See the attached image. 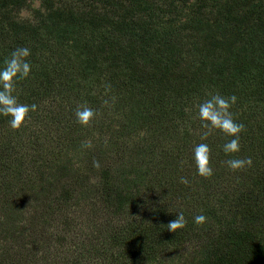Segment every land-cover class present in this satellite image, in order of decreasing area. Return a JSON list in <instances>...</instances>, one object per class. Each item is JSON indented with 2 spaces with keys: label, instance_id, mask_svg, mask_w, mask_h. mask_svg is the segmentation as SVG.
<instances>
[{
  "label": "trees",
  "instance_id": "trees-1",
  "mask_svg": "<svg viewBox=\"0 0 264 264\" xmlns=\"http://www.w3.org/2000/svg\"><path fill=\"white\" fill-rule=\"evenodd\" d=\"M40 1L30 19L31 0H0V68L29 48L14 95L38 106L17 130L0 115V264H159L189 244L197 264H264V0ZM217 92L237 97L245 126L231 156L232 137L201 140L198 105ZM85 103L88 126L74 115ZM202 142L210 178L194 162ZM179 212L187 226L168 231ZM74 216L101 226L70 243L58 227Z\"/></svg>",
  "mask_w": 264,
  "mask_h": 264
},
{
  "label": "clouds",
  "instance_id": "clouds-1",
  "mask_svg": "<svg viewBox=\"0 0 264 264\" xmlns=\"http://www.w3.org/2000/svg\"><path fill=\"white\" fill-rule=\"evenodd\" d=\"M30 55L31 50L29 48L18 46L10 53L9 57L5 58L4 66L0 68V115L10 117L9 126L13 130L19 129L27 119H30V113L38 110L35 103H20L17 96L14 95L18 81L27 79L31 73V64L28 62ZM105 91L106 93L111 91L110 84L105 85ZM236 101L235 95L224 96L217 92L198 105V118L201 121V128L204 130L201 134V140L206 141L216 130L232 137L222 148L228 156L240 151V134L245 130L244 124L238 123L230 110ZM108 103V100L104 101L105 105ZM74 115L77 123L88 126L95 119L97 110L86 103L78 104ZM81 147L91 149L93 144L90 140L83 141ZM193 151L197 174L204 178H210L213 175L210 146L202 142L196 145ZM224 163L233 172L252 166L250 157L230 158ZM93 167L97 169L100 167L98 160H93ZM180 183L187 185L189 180L186 177H181ZM206 219V216L201 214L195 216L193 222L197 225H203ZM187 223L183 212H179L175 219L168 222L166 227L168 231L175 233L178 229L185 228Z\"/></svg>",
  "mask_w": 264,
  "mask_h": 264
},
{
  "label": "rangeland",
  "instance_id": "rangeland-1",
  "mask_svg": "<svg viewBox=\"0 0 264 264\" xmlns=\"http://www.w3.org/2000/svg\"><path fill=\"white\" fill-rule=\"evenodd\" d=\"M40 0H31V8H24L22 9L19 14L20 17L23 18H32V9H38L40 7ZM48 110H53L56 104L50 102L48 105H44ZM80 149L82 148L80 145ZM71 224L66 227L63 224H60L58 227V231H62L66 233L64 237L68 238V242L73 243L76 239H80L84 232L90 233L95 231L101 225V218H97L91 220L90 222L83 223L81 227V219L74 216L72 220H69ZM59 222H54V224ZM53 224V226H54ZM198 244H189V245H182V246H175L174 248L164 252L158 258L159 264H197L200 259L202 258V249ZM30 253H34L33 250ZM52 260V256L49 257ZM49 262V261H47ZM157 264V263H155Z\"/></svg>",
  "mask_w": 264,
  "mask_h": 264
}]
</instances>
